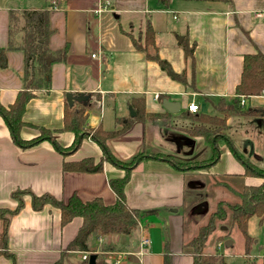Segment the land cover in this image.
Here are the masks:
<instances>
[{
	"label": "crops",
	"instance_id": "0c3cea01",
	"mask_svg": "<svg viewBox=\"0 0 264 264\" xmlns=\"http://www.w3.org/2000/svg\"><path fill=\"white\" fill-rule=\"evenodd\" d=\"M32 1L13 4L8 0V6L0 4V47L9 44L10 10H48L49 50L55 56L68 45V51L64 59L51 63L49 85L32 90L35 96L26 103L22 119L27 124L21 127L20 137L34 138L39 135L38 127H44L52 131L53 140L63 150H57L48 139L28 148L19 147L0 115V207H16L11 192L17 188H28L35 194L50 193L63 201L75 194L82 201L101 197L106 204L115 202L109 179L122 177L121 167L105 160L98 172L62 169L63 161L89 157L98 161L103 156L90 134L79 138L80 142L71 148L75 134L60 130L66 92L89 93L85 104L75 101L72 106H86V125L91 129L99 126L116 129L131 118L127 130L107 142L118 159L128 160L147 149L171 155L158 159L143 152L146 156L133 167L124 186L128 206L147 216H159L165 210V216L160 215L164 221L149 225L141 220L130 238L108 235L93 241L97 247L101 242V247L113 245L109 250L121 251L113 259L101 247L94 250L92 246L90 253L102 255L107 264H164L165 256L170 264H192L183 244L202 224L185 238L181 220L174 215L186 193L187 176H192L188 179L190 187L196 184L195 189L203 191L205 184L223 187L215 183L233 182L232 175L244 173L245 160L264 168V116L259 114V111L264 114V93L244 97L243 108L249 102L252 115L226 118L220 134L226 137L218 140V160L207 169L182 171L172 160L190 161L201 156L204 139L190 138L186 132L196 124L191 115L222 116L215 105L236 97L243 56L257 51L264 53V0H110L109 7L99 13L95 9L103 0H38L37 5L31 4ZM148 23L154 30L158 55L174 72H184V81L168 76L125 33L133 29L143 46V31ZM22 37V31L14 32L15 46L22 44ZM190 45H194L193 62L185 54V46ZM6 56L8 65L0 68V103L5 107L14 101L28 78L38 77L36 63L31 66L28 78L24 76V54L20 49L7 50ZM133 99H137L138 105H131ZM165 100L177 103L178 110H167ZM190 103L197 104L196 112L188 110ZM209 107L215 113L205 112ZM138 108L166 116L153 120L134 118ZM246 117L254 118L255 125L250 123L248 130L244 125L249 132L234 138L232 133L237 132L232 131V126ZM224 139H228V144ZM242 181L258 185L263 178L246 176ZM23 201V207L10 216L7 227V250L15 256V264H83L84 260L89 263V252L62 253L81 225L79 216L61 226L58 208L45 205L41 210H33L29 195H24ZM142 237H151L143 250ZM116 258L120 259L118 263H114ZM0 264H12V257L0 254Z\"/></svg>",
	"mask_w": 264,
	"mask_h": 264
},
{
	"label": "trees",
	"instance_id": "16d2710c",
	"mask_svg": "<svg viewBox=\"0 0 264 264\" xmlns=\"http://www.w3.org/2000/svg\"><path fill=\"white\" fill-rule=\"evenodd\" d=\"M162 1L167 2V0ZM49 17V12L46 9L10 10L8 20L9 44L7 47H0V68H6L8 65L7 50L20 49L24 54V76L28 78L31 66L36 63L38 65V77L28 78L25 86L22 90L18 91L11 104L5 107L0 103V115L9 129L14 143L19 147L28 148L44 139H48L52 140L56 149L61 151L63 148L53 140L52 131L44 127H38L39 135L34 138L26 140L20 137L21 127L27 124L22 119L26 103L35 96L32 90L49 85L51 63L57 59H64L68 51V45L60 49L55 56L49 50L48 42L51 34ZM17 30L23 33L22 44L19 46H15L12 41L13 34ZM125 33L130 37L134 46L139 50H144L146 57L156 61L168 76L172 79L184 81V72L180 74L174 72L169 63L158 55L154 40V30L149 23L146 25L143 34V46H141L140 39H136L130 31H125ZM193 49L194 45L185 46L186 57L190 58L192 62ZM47 60H49V63H47ZM262 93H264V53L257 51L255 53L245 54L242 61L240 81L235 86L236 97L228 103L221 101V104L215 105L221 111L222 116L204 113L191 115L196 124L187 128L186 132L190 138L201 136L204 139L201 156L190 161L174 159L172 160L174 166L182 171L198 170L207 169L208 166L216 162L218 160V140L224 138L220 134L225 129L226 118L230 115H252L254 113L253 110L249 111L243 108V104L240 103V96L249 97ZM136 101L137 99H133L131 105H138ZM135 111L136 115L134 118L143 120L147 118L153 120L166 116V114L161 113L145 112L143 108H138ZM182 113L185 114V112ZM188 114L190 115L191 113L188 112ZM259 114L264 116L262 111H259ZM86 120V106H69L66 103L64 106L63 126L60 130L70 131L75 134V140L71 148L80 142L81 139L79 138H84L90 134L92 140L100 146L103 156L98 161L90 157L78 161H63L62 169L76 172H98L102 170L105 160L121 167L124 170V175L109 179V185L116 195L115 202L113 204H106L101 197L82 201L75 194H72L67 201H63L57 199L50 193L35 194L28 188L14 189L11 192V197L17 201L16 207L14 209L0 207V254L12 257V264H15V256L7 250V227L10 216L17 213L23 207L24 195L30 196V204L33 210H41L45 205L58 208L60 211L61 226L65 225L75 216H79L82 219L77 233L67 243L62 253L67 251H85L90 253L93 252L91 249L94 245L93 241L98 238H103L108 235H120L130 238L136 232L144 213L128 206L125 199L124 186L130 179L133 167L146 155L138 151L130 159L120 160L108 147L107 142L110 138L127 130L129 120L121 123V120L117 119V122L121 123V126L112 130H105L100 126L88 130L85 128ZM224 140H227L226 143L228 142V139ZM151 156L158 159L160 157H170L160 152H154ZM243 163L244 173L241 175H232L233 182L221 180L215 183H219L231 191L237 199H219L215 203L214 209L209 212L208 220L198 226L194 236L183 244L184 250L191 255L192 264H226L223 254L206 252V244L209 236L216 230L217 224L227 221V219H229L231 225L236 227L244 237V254L247 256L250 253L252 237L248 234V221L252 216H257L260 221L264 219V168L254 165L247 160ZM246 176L260 177L263 178V181L258 185H246L242 181ZM109 248H114V246L110 245L107 248L104 245L100 250L107 251ZM96 256L97 258L94 264H107L103 260L102 255L97 253ZM84 261L85 263L83 264H89L88 260ZM164 264H170L167 256H165Z\"/></svg>",
	"mask_w": 264,
	"mask_h": 264
},
{
	"label": "rangeland",
	"instance_id": "374dc122",
	"mask_svg": "<svg viewBox=\"0 0 264 264\" xmlns=\"http://www.w3.org/2000/svg\"><path fill=\"white\" fill-rule=\"evenodd\" d=\"M19 1H23V0H12V2H14L13 4H17ZM0 4L2 6H8V0H0ZM31 4L37 5L39 3L38 0H33ZM129 31L133 34V29H130ZM133 36L135 37L134 34ZM137 37L140 38L139 34ZM249 107L250 104L249 102H247L245 109L248 110ZM209 108L210 110L205 112L215 113L214 111H212L211 107ZM241 119L239 118V120H237L239 122H235V124L232 126V131L237 132V134L232 133L234 138L238 137L239 133L249 132V131H245L244 125L246 126L247 130L248 127H250V123L252 125H255L254 118L246 117ZM85 128L89 130L91 127L85 125ZM143 152L154 153L155 150L147 149L141 151V153ZM162 154L168 155L166 153H162ZM187 177L188 178L186 180V193L180 199L181 203L180 205H178V211L176 214H174L175 217H177V219L179 218L181 220L185 238H187L188 236L187 234L192 233L197 228L198 225L203 224L208 220V214L210 211L214 209L216 200L220 198H227L229 200L237 199L235 194L229 192L223 187H220L219 185L212 186V184H205L204 185L205 189L201 191L202 188H200V191H198L195 189L196 184H193L194 187L189 186L188 179L192 178V176L188 175ZM228 182H232V181H228ZM164 213L165 210H162L160 212V215L165 216ZM160 215L159 216L144 215L141 218V220H144L149 225H153L158 223L157 222L158 220L160 222L164 221ZM166 220L168 223L169 217ZM0 227H1V221H0ZM247 229L249 236L252 237V244H251L249 257H246V255L244 254L245 253L244 237L236 227L231 225L229 219H227V221L219 222L217 224L216 230H214V232L209 236L207 240L206 252H217L223 254L225 257L226 264H264V219L260 221V219L257 216H252L248 221ZM115 236L120 238L123 237L120 235H115ZM226 239H230L232 241V246L230 245L231 247L229 248H226L224 246L223 242ZM93 247L94 250L100 249L99 247H101V242L99 244V247H97L95 244L93 245ZM127 247L130 249L131 248L130 244H128ZM104 252H106V254L109 252L108 256L109 255L112 256L113 259L114 256L121 251L109 250Z\"/></svg>",
	"mask_w": 264,
	"mask_h": 264
},
{
	"label": "water",
	"instance_id": "95a60500",
	"mask_svg": "<svg viewBox=\"0 0 264 264\" xmlns=\"http://www.w3.org/2000/svg\"><path fill=\"white\" fill-rule=\"evenodd\" d=\"M47 63H49V60H47ZM65 98H66V102L69 106H72L75 101L76 102H82L85 104L89 100L90 94L84 93V92H79V93L66 92ZM163 105L167 110H169L171 112H176L179 108L177 103L168 102L166 100L163 102ZM133 244H134V242H133ZM231 244H232V241L230 239H226L224 241V246L226 248L230 247ZM95 258H96V255L91 254L89 256V264H94Z\"/></svg>",
	"mask_w": 264,
	"mask_h": 264
},
{
	"label": "built area",
	"instance_id": "2783aa9c",
	"mask_svg": "<svg viewBox=\"0 0 264 264\" xmlns=\"http://www.w3.org/2000/svg\"><path fill=\"white\" fill-rule=\"evenodd\" d=\"M109 5H110V0H103V2L101 3L100 7H98L97 9H95V12L99 13L101 11V9L107 8V7H109ZM92 56H94V54H92ZM240 103L241 104L244 103V96H241L240 97ZM188 110L191 111V112H196L198 110L197 104L190 103L188 105ZM149 243H150V241H149L148 237H142V239L140 240L141 249L142 248H146L149 245ZM119 260H120L119 258H116L114 260V263H118Z\"/></svg>",
	"mask_w": 264,
	"mask_h": 264
}]
</instances>
